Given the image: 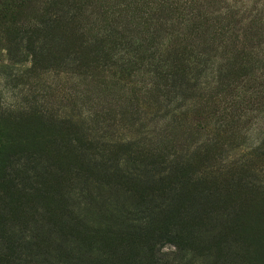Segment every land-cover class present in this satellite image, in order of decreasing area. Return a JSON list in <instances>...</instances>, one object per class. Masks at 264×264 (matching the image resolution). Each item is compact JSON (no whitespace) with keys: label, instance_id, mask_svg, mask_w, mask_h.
Instances as JSON below:
<instances>
[{"label":"rangeland","instance_id":"obj_1","mask_svg":"<svg viewBox=\"0 0 264 264\" xmlns=\"http://www.w3.org/2000/svg\"><path fill=\"white\" fill-rule=\"evenodd\" d=\"M93 3L79 49L61 18L35 65L0 28V264H264V0ZM2 4L25 27L40 0ZM171 5L209 23L190 40L202 72L168 104L146 97L147 67L99 68L88 20L145 38Z\"/></svg>","mask_w":264,"mask_h":264},{"label":"trees","instance_id":"obj_2","mask_svg":"<svg viewBox=\"0 0 264 264\" xmlns=\"http://www.w3.org/2000/svg\"><path fill=\"white\" fill-rule=\"evenodd\" d=\"M26 1L21 0V2ZM94 1L97 2L98 0H40L38 16L25 27L17 26L18 21L13 20L12 16L7 19L2 4L0 5V20L10 23L12 29L0 28L5 34L8 32L12 33V36H19L20 41L18 43H22L23 40L26 41L27 48L25 47V51L31 57L30 64L35 65L38 50L42 52L44 49V47L40 49L37 47L38 38L35 37H44L46 29L54 28L59 23L62 24L61 18H64V23L68 25L69 29L72 27L74 29L78 18L82 16L84 6L95 7ZM167 8L172 9V12L165 20L155 16L150 11V20L160 23L154 25L153 22H150L148 27L151 29V33L145 38H134L133 32L130 30L131 25H128L126 21L122 23L109 22L103 18V14L102 17H99L101 16L100 13L96 15L91 13L88 22L96 32L97 50L94 58H96L100 69L106 66L114 67V70L119 69L120 77L127 74L131 78L138 70V66L147 67L145 76L148 82L144 88L146 97L159 96L157 101L162 99L163 102L171 104L174 99L169 98L177 94L175 92L180 89V83L182 86L190 85L189 76L196 70L202 72L203 63L206 60L203 52L197 51V48L194 47V41L190 40L194 39L193 36L200 32L206 36L209 21L200 18V24H195L192 19L180 21L176 15H173L175 8L172 5ZM76 27L82 29L79 25ZM158 27L166 28L168 31L166 35L171 40L169 48H165L163 51L162 44L155 42V33L161 31ZM73 29L68 31L67 36L70 52L79 49L78 45H75V39L81 38L84 33H87L85 29L82 31L78 29L73 31Z\"/></svg>","mask_w":264,"mask_h":264}]
</instances>
